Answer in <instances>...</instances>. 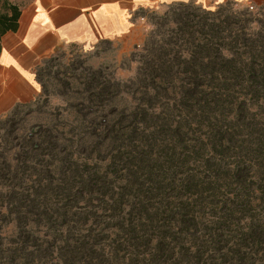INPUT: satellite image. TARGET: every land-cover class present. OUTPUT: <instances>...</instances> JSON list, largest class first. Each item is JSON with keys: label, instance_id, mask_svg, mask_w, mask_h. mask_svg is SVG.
<instances>
[{"label": "rangeland", "instance_id": "1", "mask_svg": "<svg viewBox=\"0 0 264 264\" xmlns=\"http://www.w3.org/2000/svg\"><path fill=\"white\" fill-rule=\"evenodd\" d=\"M38 81L0 116V264H264V5L142 8Z\"/></svg>", "mask_w": 264, "mask_h": 264}, {"label": "crops", "instance_id": "2", "mask_svg": "<svg viewBox=\"0 0 264 264\" xmlns=\"http://www.w3.org/2000/svg\"><path fill=\"white\" fill-rule=\"evenodd\" d=\"M184 1L190 0H22L17 30L0 39V116L37 99L39 68L67 45L133 33L142 8ZM194 1L211 6L229 0ZM234 1L264 5V0Z\"/></svg>", "mask_w": 264, "mask_h": 264}, {"label": "trees", "instance_id": "3", "mask_svg": "<svg viewBox=\"0 0 264 264\" xmlns=\"http://www.w3.org/2000/svg\"><path fill=\"white\" fill-rule=\"evenodd\" d=\"M19 16L20 8L15 4H8L7 10L0 12V39L6 32L17 30Z\"/></svg>", "mask_w": 264, "mask_h": 264}, {"label": "built area", "instance_id": "4", "mask_svg": "<svg viewBox=\"0 0 264 264\" xmlns=\"http://www.w3.org/2000/svg\"><path fill=\"white\" fill-rule=\"evenodd\" d=\"M249 7H250L251 9H254L255 6H254L253 4L250 3V4H249Z\"/></svg>", "mask_w": 264, "mask_h": 264}]
</instances>
